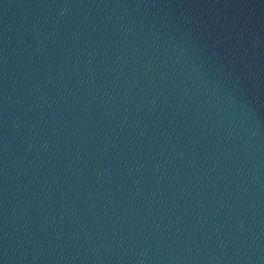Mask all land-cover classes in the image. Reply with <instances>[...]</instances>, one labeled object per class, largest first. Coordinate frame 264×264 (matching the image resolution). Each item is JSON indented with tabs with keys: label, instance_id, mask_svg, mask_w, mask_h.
Wrapping results in <instances>:
<instances>
[{
	"label": "water",
	"instance_id": "water-1",
	"mask_svg": "<svg viewBox=\"0 0 264 264\" xmlns=\"http://www.w3.org/2000/svg\"><path fill=\"white\" fill-rule=\"evenodd\" d=\"M0 264H264V0H0Z\"/></svg>",
	"mask_w": 264,
	"mask_h": 264
}]
</instances>
